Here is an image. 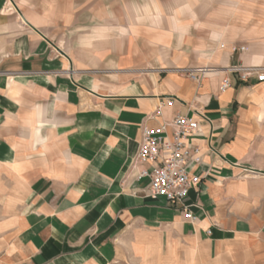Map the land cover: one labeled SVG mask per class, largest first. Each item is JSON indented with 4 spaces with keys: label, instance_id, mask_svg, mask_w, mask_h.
<instances>
[{
    "label": "crops",
    "instance_id": "obj_1",
    "mask_svg": "<svg viewBox=\"0 0 264 264\" xmlns=\"http://www.w3.org/2000/svg\"><path fill=\"white\" fill-rule=\"evenodd\" d=\"M76 6L0 0V165L23 190L15 214L0 221V264H113L136 227L167 229L217 263L264 264V81L231 74L219 89L226 66L261 65L253 49L204 42L217 51L156 55L147 67L138 44L108 65L111 52L126 51L101 31L103 48L87 51L98 55L93 64L49 31L75 21ZM184 66L218 70L194 80L174 70ZM177 113L200 123L203 178L186 201L194 222L181 203L150 197L148 177H137L147 165L134 164L142 125Z\"/></svg>",
    "mask_w": 264,
    "mask_h": 264
},
{
    "label": "rangeland",
    "instance_id": "obj_2",
    "mask_svg": "<svg viewBox=\"0 0 264 264\" xmlns=\"http://www.w3.org/2000/svg\"><path fill=\"white\" fill-rule=\"evenodd\" d=\"M75 15V21L56 22L49 31L66 49L93 64L98 55L87 51L103 48L99 38L104 31L108 40L116 42L115 48L117 41H122L126 51L111 52L108 65L130 56L138 44L144 66L151 67L157 64L156 55L209 57L211 50L217 49L205 50L204 42L224 49L227 39L233 40L235 52L253 49L252 63L264 65V0H77ZM208 17H218L221 22H215L214 27L213 22H203ZM106 46L112 49V45ZM12 174L11 168L0 165V221L13 216L21 201L22 183ZM123 247L124 254L113 264H223L210 258L197 243L177 238L163 228L129 229Z\"/></svg>",
    "mask_w": 264,
    "mask_h": 264
},
{
    "label": "built area",
    "instance_id": "obj_3",
    "mask_svg": "<svg viewBox=\"0 0 264 264\" xmlns=\"http://www.w3.org/2000/svg\"><path fill=\"white\" fill-rule=\"evenodd\" d=\"M241 50L246 49L244 46ZM237 47H233L236 51ZM175 71L194 80H200L206 74L215 72L218 67L184 66L175 67ZM226 75L219 85L220 91L228 89L233 79L248 81L255 77L264 81V66L233 64L224 68ZM200 133V123L195 116L177 113L169 121L158 127L142 125V140L134 159L136 165L143 166L137 174L138 179L148 177L146 189L152 198L163 197L168 203H181L185 216L197 221L196 215L187 204L190 192L197 188L203 176L195 172L202 162L201 147L194 143V137ZM211 230L208 233L211 234Z\"/></svg>",
    "mask_w": 264,
    "mask_h": 264
}]
</instances>
